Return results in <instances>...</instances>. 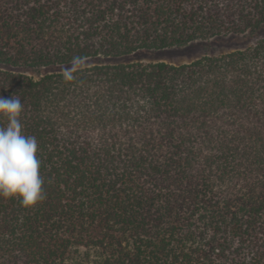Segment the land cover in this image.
<instances>
[{"label":"trees","instance_id":"trees-1","mask_svg":"<svg viewBox=\"0 0 264 264\" xmlns=\"http://www.w3.org/2000/svg\"><path fill=\"white\" fill-rule=\"evenodd\" d=\"M248 31L263 35L245 49L71 81L0 67L46 194L0 197V264H264V0H0L12 68Z\"/></svg>","mask_w":264,"mask_h":264},{"label":"clouds","instance_id":"clouds-1","mask_svg":"<svg viewBox=\"0 0 264 264\" xmlns=\"http://www.w3.org/2000/svg\"><path fill=\"white\" fill-rule=\"evenodd\" d=\"M85 63L84 57H73L71 67L62 73L65 81L74 79V73ZM23 104L18 96L10 99L0 96V197L18 199L24 208L34 207L46 198L44 179L40 175L41 161L37 156L38 141L23 132L20 120Z\"/></svg>","mask_w":264,"mask_h":264},{"label":"rangeland","instance_id":"rangeland-1","mask_svg":"<svg viewBox=\"0 0 264 264\" xmlns=\"http://www.w3.org/2000/svg\"><path fill=\"white\" fill-rule=\"evenodd\" d=\"M263 32L248 31L241 34H226L215 37L198 39L190 44L168 48L164 50H140L133 54L120 56L117 58H95L86 59L82 67L94 63H112V64H127L132 62H160L165 61L174 64H183L191 62L205 55H221L239 49H245L255 45L262 37ZM5 69H11L16 72H21L34 78H39L42 75L54 72H63L71 67L70 64L61 66L43 67V68H12L0 65ZM81 67V68H82Z\"/></svg>","mask_w":264,"mask_h":264}]
</instances>
